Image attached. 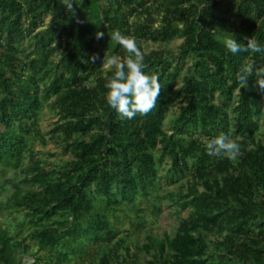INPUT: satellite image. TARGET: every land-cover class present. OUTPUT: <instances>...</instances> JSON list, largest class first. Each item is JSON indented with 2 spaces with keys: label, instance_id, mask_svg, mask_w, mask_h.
<instances>
[{
  "label": "trees",
  "instance_id": "obj_1",
  "mask_svg": "<svg viewBox=\"0 0 264 264\" xmlns=\"http://www.w3.org/2000/svg\"><path fill=\"white\" fill-rule=\"evenodd\" d=\"M72 2L74 14L64 0H0V264H20L32 247L34 264H63L91 244L88 264H124L130 248L114 240L112 216L146 229L166 202L175 233L148 234L138 248L149 257L132 264H264V95L254 74L235 91L236 73L264 66V54L223 44L232 35L264 46V0ZM114 29L136 38L161 84L154 109L131 120L106 100L115 68L104 56L129 55ZM176 39V49L144 47ZM46 109L57 117L50 131ZM221 132L241 144L237 160L207 154L204 141ZM50 139L70 157L44 158L37 147ZM183 176L187 186L171 191Z\"/></svg>",
  "mask_w": 264,
  "mask_h": 264
},
{
  "label": "clouds",
  "instance_id": "obj_2",
  "mask_svg": "<svg viewBox=\"0 0 264 264\" xmlns=\"http://www.w3.org/2000/svg\"><path fill=\"white\" fill-rule=\"evenodd\" d=\"M72 0H64L67 11L74 14ZM96 39H102L104 32L98 31ZM247 43L238 42L232 35L223 38L224 47L228 52L236 55L241 52H252L264 54V46L260 45L254 38L245 37ZM111 40L120 45L129 55L121 61L117 57L103 58V66L115 68L114 75L106 83L108 89L106 100L107 104L114 109L124 119H134L137 114L147 115L154 109L161 93V84L158 74L148 75L144 72L147 65L144 63V53L137 45L134 36L124 35L119 29H114L111 33ZM89 59L95 62L96 55L93 54ZM255 75L256 85L264 95V66L256 67L255 64L245 65L236 73L237 93L241 89L248 88L250 75ZM206 152L209 156L217 158H227L235 161L243 155L242 146L233 138L231 133L221 132L219 135L204 141Z\"/></svg>",
  "mask_w": 264,
  "mask_h": 264
},
{
  "label": "rangeland",
  "instance_id": "obj_3",
  "mask_svg": "<svg viewBox=\"0 0 264 264\" xmlns=\"http://www.w3.org/2000/svg\"><path fill=\"white\" fill-rule=\"evenodd\" d=\"M182 39H176L173 40L171 43H145L144 47L146 51H150L153 49H159L161 47H168L176 49L181 44ZM104 69H111L108 67H104ZM181 88V79L179 80V83L177 85V89ZM177 108L171 112V114H175ZM57 117H52L50 113L48 112V109H46V113L44 115V120L42 121V127L45 131H50L56 124ZM165 127L167 129L170 128V122L169 120L165 121ZM259 136L261 137V140H264V121H262V128L259 132ZM40 149L43 153L44 158H49L51 162H61L70 157V154L66 153L63 149V145H61V141L59 139H50L49 143L46 146L38 145L37 147ZM166 165V162L164 163ZM188 178L182 177L181 180L177 183H173L170 185V190L177 192L179 188L182 186H187ZM7 193L3 191L1 195V199H6ZM127 210L129 211L130 208L128 207ZM188 211L184 210L182 212V216H187ZM9 216V215H6ZM3 220V217L0 215V221ZM112 221L117 225V227L120 229L119 234L114 240L122 239L124 240L125 246H129L130 248V255L128 256V261L124 260V264H132L131 259H137L139 258L140 261L146 262L149 255L146 251H141L138 247H141L143 243L146 242L148 234H154L160 239H164L166 235H173L178 227L179 219H178V213L175 212L173 209L168 207V202L164 204V211L161 215V217L158 219L155 226H151L148 222L146 224L147 228H138L136 225L137 223H134L132 225L130 219L128 216H124L123 213L118 214V219L114 216H112ZM129 230V232L127 231ZM128 232V233H127ZM30 245L34 244L33 240H29L28 242ZM37 247H32L30 252H28L26 255L22 256L20 264H34V252L36 251ZM98 249L96 244H91L88 246V250L86 254H83V252H79L76 254L75 257H72L70 260L65 261L63 264H88L91 255L89 253H92L93 250ZM95 255V254H94Z\"/></svg>",
  "mask_w": 264,
  "mask_h": 264
}]
</instances>
